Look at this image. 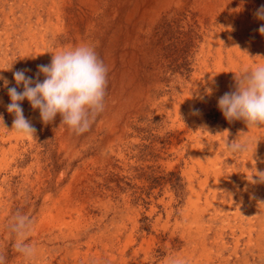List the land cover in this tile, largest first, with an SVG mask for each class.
Instances as JSON below:
<instances>
[{"label": "rangeland", "instance_id": "obj_1", "mask_svg": "<svg viewBox=\"0 0 264 264\" xmlns=\"http://www.w3.org/2000/svg\"><path fill=\"white\" fill-rule=\"evenodd\" d=\"M152 12L146 0H0L8 87L14 71L35 79L53 53L81 44L108 69L104 110L82 134L59 114L44 124L27 99L35 136L18 134L0 80L4 264H264L259 140L238 134L247 125L219 110L227 91L203 66L187 15ZM238 138L248 151L229 154L225 141ZM17 213L33 221L31 260L14 247Z\"/></svg>", "mask_w": 264, "mask_h": 264}, {"label": "clouds", "instance_id": "obj_2", "mask_svg": "<svg viewBox=\"0 0 264 264\" xmlns=\"http://www.w3.org/2000/svg\"><path fill=\"white\" fill-rule=\"evenodd\" d=\"M254 16L264 20V5L255 11ZM258 31L264 35V25ZM27 71L22 69L13 72V87H8L10 82L0 76L11 100L6 108L14 115L12 130L18 134L34 137L36 132L23 114L20 102L25 99L32 109L39 110L44 124L51 123L59 114L61 123L76 134L88 131L97 115L104 110L108 69L92 46L81 44L53 53L49 64L38 65L35 79L26 76ZM234 73V90L219 97V110L229 122L242 120L248 128L264 127V63L257 62L252 68L246 67ZM41 75L44 77L42 81L39 79ZM21 86L23 90L18 91ZM0 120L3 121L2 116ZM225 144L227 151L233 155L248 151V143L239 138L230 142L226 140ZM255 175L260 182H264V172ZM32 224L31 217L20 213L9 224L10 231L17 236L14 245L16 251L28 260L36 255L35 246L26 242ZM4 261L5 257L0 255V264H4ZM170 264H183V261L173 259Z\"/></svg>", "mask_w": 264, "mask_h": 264}, {"label": "bare ground", "instance_id": "obj_3", "mask_svg": "<svg viewBox=\"0 0 264 264\" xmlns=\"http://www.w3.org/2000/svg\"><path fill=\"white\" fill-rule=\"evenodd\" d=\"M146 4L148 5V7H150V9L153 10V12H152L153 18H157V17L161 16V14H163V15L168 16V18H170L169 15H171L175 19H180L183 14L187 15L188 25H193V27H194L195 39H197L198 41H201V45H200V49H199V55H201V57L203 59L202 60L203 66L209 72H212V74L215 76V79L218 82V84H220L223 87V89H224L223 92H225V91L229 92V91L234 90V86H235V81H234L235 73L234 72L239 73L240 71H242L246 67L252 68L255 66V63H257V62L258 63H264V35H261L260 32L258 31L259 27L261 25H264V20H259V19L255 18V16H254L255 11L261 5H264V0H146ZM170 12H172V14H170ZM87 14H89V13H87ZM55 18H57V17H55ZM188 28H190V27L188 26ZM163 30H165V29H163ZM190 30H192V29H190ZM6 50H7V48H6ZM183 52H184V50H183ZM172 59H173V57H172ZM2 60H4V59H2ZM1 63H2V61H1ZM198 64H199V62H198ZM37 71H38V68L36 70V73H37ZM1 73H3V72H1ZM39 79L42 81L43 75H41L39 77ZM206 116H207V114H206ZM201 119H203V118H201ZM241 121L242 120H240V122ZM209 127H211V126H209ZM187 128L185 127V129H187ZM191 130H193V129H191ZM236 132L238 134H243L247 137H252V138H256L259 140V142H258L259 143L258 145L260 146L259 149L263 150L262 154L260 155L261 161L263 162V158H264L263 157L264 156V127L248 128L246 126L244 128H239ZM56 134H58V133H56ZM192 136H194V135H192ZM248 139H251V138H248ZM255 141H257V140H255ZM60 149H62V148H60ZM198 151H199V149H198ZM246 155H248V154H246ZM191 157H194V156H191ZM195 160H196V158H195ZM219 175H220V172H219ZM192 200H196V197L194 195L192 196ZM194 202L195 201H193V204H195ZM196 203H197V201H196ZM196 209H193V210H196ZM254 214H255V212H254ZM208 215H209V213H208ZM198 217H200V216H198ZM194 219H195V217H194ZM52 223H53V221H52ZM59 223L61 224V222H59ZM199 223H200V221H199ZM65 226H67V225H65Z\"/></svg>", "mask_w": 264, "mask_h": 264}]
</instances>
